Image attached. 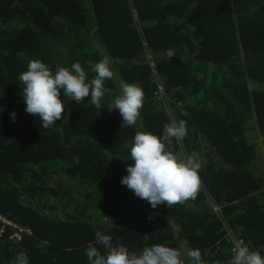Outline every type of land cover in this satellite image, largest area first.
Returning <instances> with one entry per match:
<instances>
[{
	"label": "trees",
	"instance_id": "trees-1",
	"mask_svg": "<svg viewBox=\"0 0 264 264\" xmlns=\"http://www.w3.org/2000/svg\"><path fill=\"white\" fill-rule=\"evenodd\" d=\"M104 57L114 78L105 81L102 109L90 95L77 104L61 91L55 126L40 127L25 111L18 77L29 60L53 72L78 61L91 80ZM121 79L144 92L135 126L121 128L119 111L107 108ZM172 120H184L187 135L171 150L197 154L201 190L153 209L120 181L135 132L161 136ZM258 143L264 147V0H0V216L30 232L20 244L0 239V264L20 253L29 264H88L97 231L130 252L176 248L187 264L196 248L206 264L227 262L228 234L264 256Z\"/></svg>",
	"mask_w": 264,
	"mask_h": 264
},
{
	"label": "clouds",
	"instance_id": "clouds-1",
	"mask_svg": "<svg viewBox=\"0 0 264 264\" xmlns=\"http://www.w3.org/2000/svg\"><path fill=\"white\" fill-rule=\"evenodd\" d=\"M92 71L95 75L87 79L85 69L77 61L70 68L59 66L53 72L39 59L28 61L27 70L19 74L22 84L25 111L40 121V127L48 129L61 120L65 106L63 96L81 104L85 97L102 109L105 95V81L114 78L107 57L99 60ZM120 94L107 106L109 112L118 110L122 118V127L135 126L143 107L144 92L139 84L119 81ZM13 122L16 113L12 112ZM68 120L65 116L64 120ZM187 135L186 122L172 120L163 126V134L157 136L151 132L137 130L130 142V160L126 167L127 175L120 183L132 190L134 195L150 203L153 209L159 205L172 208L195 200L201 190L199 170L201 162L197 154L175 152L171 150L173 140L181 143ZM105 220L109 217L104 216ZM149 219L152 216L149 215ZM103 247L104 252L96 246ZM234 255L230 264H264V256L259 250H253L243 240L234 241ZM88 264H184L180 250L161 244L146 246L139 252H130L122 243H112V237L101 231L95 233V243L89 242L85 248ZM190 264H206L200 249L186 252ZM13 264H29L26 254L20 253ZM219 264V262H217Z\"/></svg>",
	"mask_w": 264,
	"mask_h": 264
},
{
	"label": "built area",
	"instance_id": "built-area-1",
	"mask_svg": "<svg viewBox=\"0 0 264 264\" xmlns=\"http://www.w3.org/2000/svg\"><path fill=\"white\" fill-rule=\"evenodd\" d=\"M133 18L136 19V15L133 11ZM151 66H153V64H151ZM157 88L159 90V92L162 91L161 87L159 85H157ZM213 212L218 215L221 212V208L217 207L215 205L212 206ZM30 232L28 229L26 228H22L17 226L16 224L12 223L11 221L7 220L6 218L0 216V239L3 238L4 236L7 237V240L13 244H20L23 240V236L24 235H29ZM228 240H229V244H230V257L227 260V262H219V264H230L234 252V241H239L241 239L235 237L232 234H228ZM184 260V264H187L183 254L181 257ZM209 264H217V262H210Z\"/></svg>",
	"mask_w": 264,
	"mask_h": 264
},
{
	"label": "rangeland",
	"instance_id": "rangeland-1",
	"mask_svg": "<svg viewBox=\"0 0 264 264\" xmlns=\"http://www.w3.org/2000/svg\"><path fill=\"white\" fill-rule=\"evenodd\" d=\"M135 22H136V19H135ZM149 59H150V58H149ZM116 83H117V86L119 87V82L117 81ZM119 89H120V88H119ZM259 141H261V140H259ZM258 145H259V150L261 151V153L264 154V147L261 146V144H259V143H258Z\"/></svg>",
	"mask_w": 264,
	"mask_h": 264
},
{
	"label": "water",
	"instance_id": "water-1",
	"mask_svg": "<svg viewBox=\"0 0 264 264\" xmlns=\"http://www.w3.org/2000/svg\"><path fill=\"white\" fill-rule=\"evenodd\" d=\"M167 54H168V56H172V53H171V52H169V51L167 52Z\"/></svg>",
	"mask_w": 264,
	"mask_h": 264
}]
</instances>
